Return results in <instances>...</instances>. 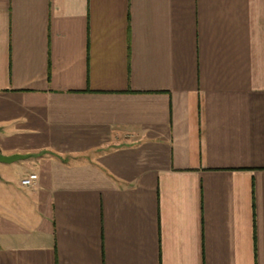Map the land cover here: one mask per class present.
Masks as SVG:
<instances>
[{"label": "crops", "instance_id": "1", "mask_svg": "<svg viewBox=\"0 0 264 264\" xmlns=\"http://www.w3.org/2000/svg\"><path fill=\"white\" fill-rule=\"evenodd\" d=\"M13 153L0 264H264V0H0Z\"/></svg>", "mask_w": 264, "mask_h": 264}, {"label": "water", "instance_id": "2", "mask_svg": "<svg viewBox=\"0 0 264 264\" xmlns=\"http://www.w3.org/2000/svg\"><path fill=\"white\" fill-rule=\"evenodd\" d=\"M26 157H27V155L20 154V153H13L10 155H1L0 154V161L5 162V163H11V162L18 161L20 159H24Z\"/></svg>", "mask_w": 264, "mask_h": 264}, {"label": "built area", "instance_id": "3", "mask_svg": "<svg viewBox=\"0 0 264 264\" xmlns=\"http://www.w3.org/2000/svg\"><path fill=\"white\" fill-rule=\"evenodd\" d=\"M37 177L36 173L30 172L20 180V183L24 186H32L36 183Z\"/></svg>", "mask_w": 264, "mask_h": 264}]
</instances>
